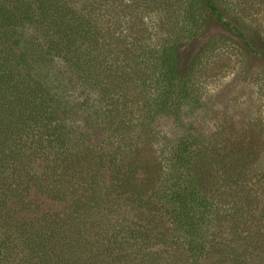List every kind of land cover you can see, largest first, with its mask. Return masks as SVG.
<instances>
[{"label": "trees", "instance_id": "16d2710c", "mask_svg": "<svg viewBox=\"0 0 264 264\" xmlns=\"http://www.w3.org/2000/svg\"><path fill=\"white\" fill-rule=\"evenodd\" d=\"M254 6L0 0V264H264L263 148L197 123L212 63L264 82Z\"/></svg>", "mask_w": 264, "mask_h": 264}, {"label": "rangeland", "instance_id": "374dc122", "mask_svg": "<svg viewBox=\"0 0 264 264\" xmlns=\"http://www.w3.org/2000/svg\"><path fill=\"white\" fill-rule=\"evenodd\" d=\"M247 1L231 0L234 7L229 10L231 16L239 17ZM251 11L253 13L250 16L255 23L264 24V7L254 6ZM215 31V28H212L207 32V36ZM203 41V39L199 40L189 52L187 47V54L195 53ZM238 59L236 55H231L229 58L224 56L223 60L212 63L213 76L206 85L210 91L208 97L210 107L207 109L209 112H201L197 117V123L199 126H210L213 124L211 116L217 114V119L223 121V125L235 133L242 134L244 129L249 128L251 134L259 141H257V145L260 144L258 148H263V156L257 164L264 167V82L259 80L260 62L252 61L248 67V64L243 65ZM160 126L169 135L176 133L177 128L172 119H163ZM29 198L41 211H55L60 208V204L46 199L39 193L33 192ZM257 213V224L263 226L264 221H259L261 211ZM263 213L264 209L261 215Z\"/></svg>", "mask_w": 264, "mask_h": 264}]
</instances>
